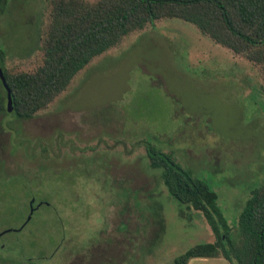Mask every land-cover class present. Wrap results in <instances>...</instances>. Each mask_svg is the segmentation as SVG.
Here are the masks:
<instances>
[{
	"label": "rangeland",
	"instance_id": "obj_1",
	"mask_svg": "<svg viewBox=\"0 0 264 264\" xmlns=\"http://www.w3.org/2000/svg\"><path fill=\"white\" fill-rule=\"evenodd\" d=\"M51 9L52 0H7L0 71L42 64ZM144 141L210 185L227 222L220 233L238 240L264 184V66L165 18L95 57L33 118L5 115L0 264H173L215 242L202 211L169 193Z\"/></svg>",
	"mask_w": 264,
	"mask_h": 264
},
{
	"label": "trees",
	"instance_id": "obj_2",
	"mask_svg": "<svg viewBox=\"0 0 264 264\" xmlns=\"http://www.w3.org/2000/svg\"><path fill=\"white\" fill-rule=\"evenodd\" d=\"M7 0H0V16ZM165 18L194 24L214 42L264 66V0H52L41 50L42 64L32 70L1 69L15 116L33 118L47 108L95 57L119 46L126 36ZM0 54L4 57L3 52ZM8 92L0 78V120L8 115ZM152 168L179 202L202 211L216 233L215 242L197 244L173 264L194 258L224 257L233 264H264V184L252 192L240 218L239 239L229 231L218 194L192 174L171 152L144 141ZM218 216V220L215 218Z\"/></svg>",
	"mask_w": 264,
	"mask_h": 264
},
{
	"label": "water",
	"instance_id": "obj_3",
	"mask_svg": "<svg viewBox=\"0 0 264 264\" xmlns=\"http://www.w3.org/2000/svg\"><path fill=\"white\" fill-rule=\"evenodd\" d=\"M0 78L5 86V88L7 89V92H8V102H7V110L8 112L12 115V116H15V110L13 108V101H12V97H11V92H10V89L6 83V80H5V76H4V73L2 71H0ZM32 211H34V207H33V203H32Z\"/></svg>",
	"mask_w": 264,
	"mask_h": 264
}]
</instances>
